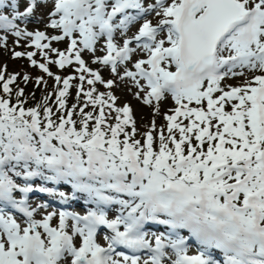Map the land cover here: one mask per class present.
<instances>
[{
	"label": "snow or ice",
	"instance_id": "snow-or-ice-1",
	"mask_svg": "<svg viewBox=\"0 0 264 264\" xmlns=\"http://www.w3.org/2000/svg\"><path fill=\"white\" fill-rule=\"evenodd\" d=\"M19 2L0 0V31L17 43L30 38L29 46L39 50L45 63L33 59L36 52L13 51V58L26 56L54 78L60 115L53 119L48 105L53 93L26 109L21 88L13 104L10 85L19 74L5 80L0 72L8 96H0V264H264V0H154L147 6L145 0H39L52 4L48 27L61 34L51 37L19 26L38 0H28L23 11ZM151 13L155 25L146 18ZM139 20L138 32L119 46L115 35L124 36ZM66 39V51L51 47V41ZM6 41L0 36V46ZM100 41L106 54L93 63L110 66L140 91V79L146 81L145 104L171 96L177 107L165 114L167 136L163 128L153 136V120L143 143L134 139L131 108L115 107L110 91L97 92V83H115L82 58L85 51L94 54ZM137 50L147 58L120 75L118 65ZM73 63L78 77L62 78L49 68ZM240 76L242 85L221 86L225 78ZM29 79L25 74L23 80ZM76 79L77 102L81 95L85 100L69 109ZM35 82L47 83L42 76ZM89 106L93 111L86 112ZM105 107L108 115L117 114L115 124L108 123ZM37 179L40 184L33 183ZM61 183L70 192L47 186ZM34 192L64 205L82 196L85 212L61 209L36 219L50 205L32 207ZM101 229L110 230L103 235L106 246L97 240ZM193 245L196 253L190 255Z\"/></svg>",
	"mask_w": 264,
	"mask_h": 264
},
{
	"label": "rangeland",
	"instance_id": "rangeland-1",
	"mask_svg": "<svg viewBox=\"0 0 264 264\" xmlns=\"http://www.w3.org/2000/svg\"><path fill=\"white\" fill-rule=\"evenodd\" d=\"M27 1L28 0H20V2H19V10L20 11H23L25 9V7L27 6V4H25L26 6H24V8H22L21 7L22 2H27ZM152 2L153 1H151V3ZM46 5L47 4H45V3H39V0H38V5L34 10L33 15L28 19V21L26 23L23 22L22 25L20 24V27L22 29H26L27 31H33V32L37 31V30L43 31L49 37H51L53 35H60L61 34L60 30L48 27V24L50 22V18H49L50 10H48L46 8L47 7ZM157 19L155 17V13H154V15L150 16V18H149V20L152 21L153 25L156 24ZM31 23H33V24L37 23L42 28L26 27L29 24L31 25ZM138 29L139 28H137L135 31H133V33H135ZM133 33L129 34L127 32L124 36H121V35L119 36V32H118V37L115 38V41L117 42V44L119 46H122L123 40L125 38H131L132 37L131 35ZM0 36H6L7 37L6 46H0V72L4 73L5 80L8 79L13 74H17V73L19 74L17 76L16 81L12 85H10L12 92H13V89L15 87H20L22 89L28 87L29 82H31V83L33 82L34 84H36V82H35L36 77L42 76L43 80L47 82L46 84L51 85V87H52L51 92L53 93L52 101H55V92L57 90V85H56L54 78L49 77L47 74L43 73L38 67L32 66L30 61L27 59L26 56H22V57L15 58V59L13 58V51H19V52H24V53L36 52V55L33 57V59L37 60L38 63H45V59H44V57L41 56L39 50L35 49L34 46H32V47L29 46L30 38L25 39V38L21 37V38H19V42L17 43L18 38L14 37L11 33L0 31ZM43 43H48V41H43ZM103 44H104V41H100L98 43V45L96 46V51L94 54L92 52H89V51H85L82 53V58L85 60L87 67H89L90 69H92L94 71H99L100 75L102 76V78L105 81L111 79L115 82L111 88H105V86L103 84L97 83L95 85L97 92L98 93H107L110 91L116 97L115 105H114L115 107L122 108L124 105H128L131 108V115L135 121V127L137 129L136 136H139L141 143H143V141H144L143 133L147 132L151 128L153 120L155 121V125H156V130L153 132V136L158 138L159 131L162 128L164 129V135L167 136L168 135L167 127H166L167 121L165 120V114L172 115L173 112L170 110L177 107V105L175 104V102L173 101L171 96L167 95L159 102H157V101H155V99H153L151 104H145L143 102V98H144L146 92L148 91L145 87H144V91H140V89L138 87H136L135 82L132 81L130 78H125V79L121 80L119 78V76L114 75L111 72V69L108 66H104V65L99 64V63H93V60L95 59V57H102L106 54L105 51L100 50L101 47L103 46ZM67 46H68L67 39L65 41H60V42L51 41V47L56 48L60 51H66ZM135 46H136V42L133 41L131 47L135 48ZM45 51H48V50H45ZM49 57L53 60L57 59L56 54L52 53L50 51H49ZM146 58H147V55H144V54H142V55H138L137 53L133 54L131 61H128L125 64L118 66L117 71L120 73V75H123V71H124L125 67H127L131 71H135V68L133 67V63L138 59H146ZM76 67H78V65L75 63H73L72 65H67L63 69H60L55 64L49 65V68L54 73V75H59L62 78L67 77V76H77L78 77L79 73L75 72ZM25 74H27L30 78L27 82H25L23 80V77ZM85 75H87V74H85ZM246 76L248 79H251L252 74L246 73ZM244 80H245L244 76L225 78V80L222 81L221 86H224V85H232V86L242 85L244 83ZM71 83H72L73 87L69 89V94L67 97V108H69V109L72 107L73 104H77V103H79V106H83L84 100H85L83 95H81L79 102H77V99H76L77 89H76L75 85L80 83L79 80L78 79L73 80V81H71ZM40 85L42 86V85H44V83L42 82ZM142 86H144V85H142ZM59 87H62V83H61V85H59ZM89 87H91V86L87 85V83L85 82L84 83L85 90H87ZM137 92H139V98H137V95H136ZM214 95H219V93H216ZM157 103H158V107H159L158 113L154 112V110L157 107ZM53 105H54V108L56 109L57 105L55 104V102ZM191 106H195V105H191ZM78 110L79 109L77 108V111ZM226 110H230V109H226ZM85 111L86 112L93 111V108L91 106H89V107L85 108ZM98 111H99V108L96 109L97 113H98ZM109 112H110V110L107 107H105V113H106V116L108 119V123L109 124H115V122H116L115 117L117 114L115 112H111V114L108 115ZM59 115H60V113L56 112V115L54 116L53 119H56V117ZM65 115H66V113H65ZM121 117H122V114H121ZM179 119H183V118L181 117ZM184 123L187 124L188 121L185 120ZM126 131L131 132V126H128L126 128ZM176 135L178 138V133H176ZM154 147H158V139H157V143L154 144ZM38 181H40V180H35V181H33V183L34 184H40L41 182H38ZM47 186L55 188L58 191L70 192L69 186L66 184H63V183H61V184H48ZM59 188H63L65 190H60ZM46 196H44V198ZM36 198L37 197H35V199ZM40 199L41 200H39V203L44 202L43 198L40 197ZM56 203L60 204L57 199H56ZM52 208H53V206L46 209L44 211L43 215L46 214V212L54 211ZM54 208H56L58 210V208L56 206ZM110 215L112 217H114L113 212H111ZM40 218H41L40 216H37L36 219H40ZM55 220H56V222H52V226H56V224L58 223V219H55ZM55 220H53V221H55ZM69 223H71V222H69Z\"/></svg>",
	"mask_w": 264,
	"mask_h": 264
},
{
	"label": "trees",
	"instance_id": "trees-1",
	"mask_svg": "<svg viewBox=\"0 0 264 264\" xmlns=\"http://www.w3.org/2000/svg\"><path fill=\"white\" fill-rule=\"evenodd\" d=\"M2 84L3 82L0 81V96L4 97V98H8L7 94H5L3 92V88H2ZM28 87L24 88V95L22 97H20V100L24 101V107L27 109V108H32V107H35L38 103L41 102L42 98L44 96H46L48 93H52V87L50 84H44V85H40V86H37L36 84H34L33 82H29L28 83ZM19 89H21L20 87H15L13 89V92H12V95H11V102L13 104L17 103V98H16V92L19 91ZM34 94V95H33ZM53 101H52V97L51 99L48 101V105L50 107L53 108V112L55 113V108L53 107ZM41 112H42V109H41ZM78 117V116H77ZM54 118V117H53ZM75 120H78L76 119L75 117L73 118Z\"/></svg>",
	"mask_w": 264,
	"mask_h": 264
},
{
	"label": "bare ground",
	"instance_id": "bare-ground-1",
	"mask_svg": "<svg viewBox=\"0 0 264 264\" xmlns=\"http://www.w3.org/2000/svg\"><path fill=\"white\" fill-rule=\"evenodd\" d=\"M26 6V5H25ZM145 6H147V4H146V1H145ZM47 8V7H46ZM51 9H52V6H50L49 8H48V10H50L51 11ZM31 22V21H30ZM142 22H143V20H139V21H137V22H135V23H133L132 25H130L129 26V30L127 31L129 34H131V33H133V31H135L137 28H139L140 27V25L142 24ZM28 24V23H27ZM26 24V25H27ZM26 27H29V28H42L40 25H38L37 23L36 24H33V23H31V25L29 24V25H27ZM45 28V27H44ZM138 51V50H137ZM139 57V56H138ZM38 180V179H37ZM67 205H69V206H73V205H70V203H68Z\"/></svg>",
	"mask_w": 264,
	"mask_h": 264
}]
</instances>
